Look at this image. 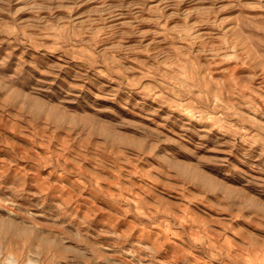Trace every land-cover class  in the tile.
Instances as JSON below:
<instances>
[{"label": "rangeland", "instance_id": "374dc122", "mask_svg": "<svg viewBox=\"0 0 264 264\" xmlns=\"http://www.w3.org/2000/svg\"><path fill=\"white\" fill-rule=\"evenodd\" d=\"M0 264H264V0H0Z\"/></svg>", "mask_w": 264, "mask_h": 264}]
</instances>
